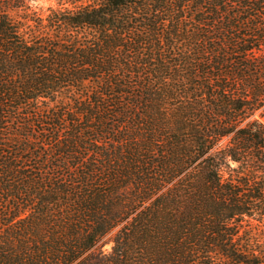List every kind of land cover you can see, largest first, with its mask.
<instances>
[{
    "label": "trees",
    "instance_id": "16d2710c",
    "mask_svg": "<svg viewBox=\"0 0 264 264\" xmlns=\"http://www.w3.org/2000/svg\"><path fill=\"white\" fill-rule=\"evenodd\" d=\"M55 1L0 0V264H264V0Z\"/></svg>",
    "mask_w": 264,
    "mask_h": 264
},
{
    "label": "rangeland",
    "instance_id": "374dc122",
    "mask_svg": "<svg viewBox=\"0 0 264 264\" xmlns=\"http://www.w3.org/2000/svg\"><path fill=\"white\" fill-rule=\"evenodd\" d=\"M40 5H43L44 7H49V6H55L57 2L55 0H40ZM106 249L110 250L111 245H108Z\"/></svg>",
    "mask_w": 264,
    "mask_h": 264
}]
</instances>
